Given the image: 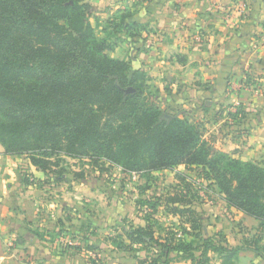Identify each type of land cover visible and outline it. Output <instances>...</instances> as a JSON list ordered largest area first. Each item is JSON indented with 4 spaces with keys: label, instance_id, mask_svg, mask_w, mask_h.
I'll return each mask as SVG.
<instances>
[{
    "label": "trees",
    "instance_id": "trees-1",
    "mask_svg": "<svg viewBox=\"0 0 264 264\" xmlns=\"http://www.w3.org/2000/svg\"><path fill=\"white\" fill-rule=\"evenodd\" d=\"M91 8L86 0H0V144L5 153L26 155L56 181L71 176L85 180L83 171L71 174L52 160L61 154L85 157L94 167L119 164L136 173L180 165L200 169L209 186L218 187L231 207L257 219L259 226L251 240L237 246L223 231L209 234L196 193L183 179L164 205L198 231L191 234L202 243L197 264L207 261L210 251L222 264H234L246 249L264 259V164L219 149L198 123L161 108V98L150 90L148 72L107 53L117 41L97 36ZM135 16L122 14L119 37L143 25ZM134 35L127 40L145 44L141 32ZM128 88L134 92L126 93ZM238 116L229 112L227 117ZM24 183L33 182L27 178ZM161 202L146 200L155 210ZM146 220L147 225L127 235L133 243L162 253L154 256L153 264H171L179 256L196 259L195 241L176 242L174 236L160 240L150 216ZM84 237L86 249L96 250L97 245Z\"/></svg>",
    "mask_w": 264,
    "mask_h": 264
},
{
    "label": "rangeland",
    "instance_id": "rangeland-1",
    "mask_svg": "<svg viewBox=\"0 0 264 264\" xmlns=\"http://www.w3.org/2000/svg\"><path fill=\"white\" fill-rule=\"evenodd\" d=\"M86 1L92 5L90 20L95 27L97 36L109 38L111 41L116 39L117 41L116 48L107 51V53L115 58L133 61L134 65L143 67L142 65L145 62L141 52L133 50V48L136 49L137 46H141V49L144 50L148 47H144L145 44H142V42L140 44L129 42L127 38L134 39V34H140L141 32L145 36V42L148 41V33L154 29L150 27V22L148 20L141 21L143 25L134 26L129 32L130 36L123 34L122 37H119L117 32L121 30L119 22L122 14L135 12V18L140 21L143 17L139 13L140 9L146 6L145 3L149 0L135 2L138 6L135 11L129 9L132 8L131 4L134 3L130 2L121 5L125 6L124 8L118 6V9H115L113 13L109 11L107 15H98L96 12L103 11L106 8L112 9L111 5L116 8L119 5L117 4L119 0H111L108 4L104 0ZM249 21L246 22V25ZM244 28L241 24L237 25L234 31L235 34L242 33ZM228 58L229 62L225 64L226 68L231 64V60L234 62L235 56L230 55ZM226 68L227 71L228 68ZM143 69L149 74L150 90L161 98V108L168 113L178 112L180 115L198 123L205 134L204 136L210 140V135H213L210 133L213 128L212 123L216 117L225 118L229 112H239V116L244 117L248 113V99L250 98L248 96V84H256L255 86L259 88L258 94L260 96L255 94V90H249L253 91L251 92L254 95L253 97L258 99L264 95V80L260 75H256L255 71L250 73L244 70L242 75L236 78L228 75L226 85L221 84V89L225 91L224 94L221 95L219 89L215 87L213 89L214 93L210 97L201 94L205 96L201 98L200 94L197 96L195 92H191L194 89L193 84L178 85L174 89L163 77L155 78L154 75H151L152 73H149L150 70ZM254 70H256V66ZM240 77H242V80L239 79ZM201 80L199 81L200 84L206 83L205 85H207V88L202 87L201 89L211 90L213 88L208 86L210 85L208 82ZM261 83L263 85L259 87ZM213 91L211 90V92ZM237 102H239V105ZM233 119L236 120V118ZM5 150V147L0 144V153H5ZM16 156L15 169L17 172L12 174L15 180L12 184L16 187V190L17 188L20 189L18 184L21 183L20 187L23 188L25 195H30V193L25 192L27 190L25 188L27 184L24 183L25 179L28 178L33 182L29 185L35 184L38 186L39 203H37L36 208L45 220L46 227L44 229L50 228L52 241H57L53 245H45L44 242L50 244L51 240L40 234L39 231L41 230H37L38 228L35 230L30 229L34 232L35 237L40 239V242H37L33 248L31 247L30 253H27L29 247L35 242H22L18 235L14 236L16 237L15 241L28 245L25 252L27 256L36 258L34 259L35 264H44L41 250H46V248L49 256L73 250L76 259L75 264H95V261L97 264H153L154 256L159 255L160 257L162 253L155 247L145 243H133L127 235V231L147 225L146 218L148 216L154 224L155 235L160 240L167 236H174L176 242L193 240L199 248L195 252L196 259H183L179 256L171 264H197L202 252V243L196 241V238L191 234L198 231H193L191 225L187 224L182 216L170 214L168 208L164 205L173 196L172 194L176 188L183 184V179L190 184V188L196 193L194 200L199 212L204 216V226L209 234L218 233L219 230L223 231L228 240L230 237L231 242L237 246L245 244V240H248V238L251 240L258 231L259 223L255 224L252 217H248L247 214L231 207L219 192L218 187L209 186L210 183L200 176V169L197 168L188 169L184 165H180L175 170L164 169L134 174L125 171L119 164L111 165L106 162L104 166L94 167L89 164L90 162L85 157L71 158L61 154L60 156H53L52 160L60 161L62 166L67 168V172L71 174L75 171H83L85 180L73 179L71 176L70 180L56 181L57 177H53L52 174L43 172L40 169L38 173L29 171L31 163L29 164L30 161L26 155ZM17 182L20 183L17 184ZM86 188L87 191H85ZM156 198H161L163 202L155 210L150 204L146 203V200ZM9 202L12 208L17 206L21 211L12 215L10 227L11 230H15L19 222L17 214L21 215L23 209L19 200H13L9 197ZM46 204H49V206ZM63 211H66L67 214H63ZM2 213L3 211L0 212V216L4 215ZM84 213L87 215V219L83 218ZM23 221L26 222V219H23ZM54 226H60V230L52 229ZM67 226L70 227V231L74 228L78 230L84 228L87 229V232L89 230V236L83 237L88 238L91 244H96L97 249L91 250V253L84 252L86 245H80V242L83 241L69 234L67 230L68 233L63 234L65 232L64 228ZM200 236L202 235L200 234ZM60 237H64V239H60ZM11 238L12 236L9 240ZM23 239L26 240L24 236ZM177 255V252L173 253V257ZM143 260L145 262H142ZM203 261L202 264H222V259L213 251L208 253V260L204 259ZM27 263H31V261ZM234 264H264V259L255 252L246 249L239 253Z\"/></svg>",
    "mask_w": 264,
    "mask_h": 264
},
{
    "label": "crops",
    "instance_id": "crops-1",
    "mask_svg": "<svg viewBox=\"0 0 264 264\" xmlns=\"http://www.w3.org/2000/svg\"><path fill=\"white\" fill-rule=\"evenodd\" d=\"M104 1L106 4L111 2V0ZM138 1L119 0L117 3L119 5L116 8L111 5L112 9L106 8L96 13L107 15L109 11L113 13L115 9H118V6L124 8L125 6L121 5L130 2L134 3L129 9L135 11L138 8L135 2ZM217 1L232 2L231 18L226 19L223 12L214 7ZM145 5L139 12L143 16L141 21L148 20L150 27L155 30H150L148 33L149 40L145 42L144 46L148 47L147 49L140 50L141 46H139V49L133 48V50L141 52L145 62L142 68L150 70L149 73H152L151 75H154L155 78L163 77L174 89L178 85L193 84L194 89L191 92H195L197 96L205 94L209 97L214 93L215 87L219 89L221 95L224 94L225 91L221 89V84L226 85L228 75L236 78L242 75L244 70L250 73L255 71L256 75H260L264 80V51L258 48L260 33L264 30V0H149ZM242 5L244 6L242 7ZM247 21H249L248 25H246ZM239 24L245 28L242 33L237 35L234 31ZM198 31L202 32L201 35ZM230 55L235 56V60L234 62L231 60L227 69L225 64L229 62ZM255 66L256 70H254ZM239 79L242 80V77ZM200 80L208 82L210 84L208 86L213 87L211 89L213 92L201 89L202 87L207 88V85H205L206 83L200 84ZM262 85L263 83L259 84V87ZM251 92L253 91L248 90L250 97L248 113L244 117L238 116L236 120L228 117H216L210 132L213 135L210 137L211 141L223 151L232 153L235 157L243 160L258 161L264 164V95L257 99ZM255 94L259 95L258 92ZM201 96V98L205 97ZM16 159V155L0 153V212L4 213L0 216V255L2 264H35L34 259L36 258L27 256V253H30V248H33L37 243L32 244L26 253L25 249L28 245L15 241L16 237L14 236L20 237L25 230L34 234L30 229L38 228L37 230H41L40 234L51 240L50 244L43 241L45 245H53L57 241H52L50 228L44 229L46 227L45 220L36 208L39 203L38 186L35 184L26 185L25 192L30 195H25L23 188L20 187L21 183L17 182V184L20 183V185L18 184L20 189L15 190L16 187L12 184L15 181L12 174L17 172L15 169ZM29 171L38 173L39 169L30 164ZM7 194L10 199L19 200L23 209L21 215L17 214L19 222L15 230H11L10 227L12 215L21 211L17 206L11 207ZM46 205L49 206V204ZM63 214H67L66 211H63ZM52 216L55 217L54 214ZM248 217L252 216L248 215ZM83 218L87 219L85 213ZM252 218L255 224L259 223L257 219ZM23 219H26V222ZM52 229L58 231L60 226H54ZM64 229L63 234L69 231V234L83 241L80 242V245H86L83 236H89V230L87 232V229H83V232H80L74 228L70 231L69 226ZM11 236L12 238L9 240ZM60 239H64V237H60ZM228 241L232 246H236L231 242L230 237ZM46 250H41L44 264L53 262L75 264L73 250L51 256ZM84 252L91 253V250L85 249ZM29 261L31 263H27Z\"/></svg>",
    "mask_w": 264,
    "mask_h": 264
},
{
    "label": "built area",
    "instance_id": "built-area-1",
    "mask_svg": "<svg viewBox=\"0 0 264 264\" xmlns=\"http://www.w3.org/2000/svg\"><path fill=\"white\" fill-rule=\"evenodd\" d=\"M244 5H242L243 7ZM214 7L218 10H221L225 16V18H231V14L233 12V4L232 2H226V1H217L215 2ZM199 35H201V31H198ZM261 50L264 51V30L260 33V40H259V46ZM256 84H248V90H255L256 92H259V88L255 86ZM258 85V84H257ZM239 105V102H237ZM134 174H137L136 172H131ZM0 264H2V256L0 255Z\"/></svg>",
    "mask_w": 264,
    "mask_h": 264
},
{
    "label": "water",
    "instance_id": "water-1",
    "mask_svg": "<svg viewBox=\"0 0 264 264\" xmlns=\"http://www.w3.org/2000/svg\"><path fill=\"white\" fill-rule=\"evenodd\" d=\"M253 23H256V21H253ZM126 93H130V92H134V89L133 88H128L125 90ZM22 235L25 237V239L27 241H30V242H40V239L36 238L35 235L31 232H28V231H23L22 232Z\"/></svg>",
    "mask_w": 264,
    "mask_h": 264
},
{
    "label": "flooded vegetation",
    "instance_id": "flooded-vegetation-1",
    "mask_svg": "<svg viewBox=\"0 0 264 264\" xmlns=\"http://www.w3.org/2000/svg\"><path fill=\"white\" fill-rule=\"evenodd\" d=\"M198 93H200V92H198ZM204 95V94H203Z\"/></svg>",
    "mask_w": 264,
    "mask_h": 264
}]
</instances>
